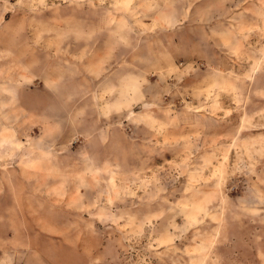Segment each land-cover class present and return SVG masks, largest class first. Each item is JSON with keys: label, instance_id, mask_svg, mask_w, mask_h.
Masks as SVG:
<instances>
[{"label": "rangeland", "instance_id": "obj_1", "mask_svg": "<svg viewBox=\"0 0 264 264\" xmlns=\"http://www.w3.org/2000/svg\"><path fill=\"white\" fill-rule=\"evenodd\" d=\"M241 1L10 0L30 83L17 105L0 57V264H264V0Z\"/></svg>", "mask_w": 264, "mask_h": 264}, {"label": "crops", "instance_id": "obj_2", "mask_svg": "<svg viewBox=\"0 0 264 264\" xmlns=\"http://www.w3.org/2000/svg\"><path fill=\"white\" fill-rule=\"evenodd\" d=\"M211 2H199V4H209ZM238 3V2H237ZM264 1L262 2V4ZM255 0H244L240 4L232 6L234 9H252L255 8ZM14 3L10 0H0V57L11 58L12 65L5 67L11 70L16 76L13 77V85L8 84L7 90L13 91V99L17 105L25 106L29 104L25 98L29 86V42L28 34L10 33L12 26H15L16 19L13 15ZM5 44V46H3ZM16 85V86H15Z\"/></svg>", "mask_w": 264, "mask_h": 264}]
</instances>
